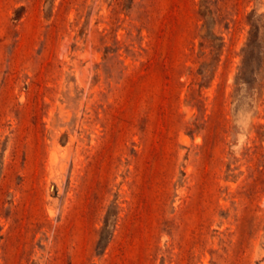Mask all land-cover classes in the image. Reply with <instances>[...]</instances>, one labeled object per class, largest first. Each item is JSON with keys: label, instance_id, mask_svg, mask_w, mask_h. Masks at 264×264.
Returning a JSON list of instances; mask_svg holds the SVG:
<instances>
[{"label": "rangeland", "instance_id": "374dc122", "mask_svg": "<svg viewBox=\"0 0 264 264\" xmlns=\"http://www.w3.org/2000/svg\"><path fill=\"white\" fill-rule=\"evenodd\" d=\"M0 264H264V0H0Z\"/></svg>", "mask_w": 264, "mask_h": 264}]
</instances>
